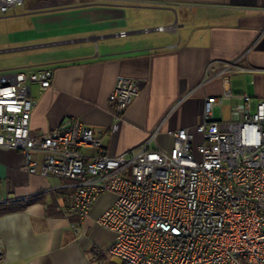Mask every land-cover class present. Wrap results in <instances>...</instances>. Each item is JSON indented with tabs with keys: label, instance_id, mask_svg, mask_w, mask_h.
<instances>
[{
	"label": "crops",
	"instance_id": "obj_1",
	"mask_svg": "<svg viewBox=\"0 0 264 264\" xmlns=\"http://www.w3.org/2000/svg\"><path fill=\"white\" fill-rule=\"evenodd\" d=\"M18 8L8 16L9 37L29 55L16 71H52L48 88L31 85V134L79 119L103 130L101 145L116 156L159 127L150 146L169 151L171 131L196 125L206 96L230 89L214 109L222 119L242 104L243 94L251 97L252 111L264 100V0H24ZM242 54L240 69L223 72L180 100L202 81L207 65L211 75ZM118 75L140 80L122 119L107 107ZM80 151L94 155L97 148ZM23 164L21 150L0 147L4 262L123 264L106 250L114 234L96 222L115 195L97 198L76 235L72 181L42 175L40 168L29 173Z\"/></svg>",
	"mask_w": 264,
	"mask_h": 264
},
{
	"label": "built area",
	"instance_id": "obj_2",
	"mask_svg": "<svg viewBox=\"0 0 264 264\" xmlns=\"http://www.w3.org/2000/svg\"><path fill=\"white\" fill-rule=\"evenodd\" d=\"M23 3L0 0V14L14 13ZM243 55L211 75L207 65L202 81L180 100L223 72L240 69ZM51 80L49 68L0 75V147L21 150L29 173L40 168L42 175L72 181L76 235L97 198L111 192L115 199L96 222L114 234L106 250L123 264H264V100L252 111L251 97L243 94L228 119L215 118V107L231 94L223 87L220 95L204 98L196 125L171 131L169 151L150 146L157 127L136 148L112 156L101 145L103 130L79 119L30 133L31 85L43 90ZM139 89L138 78L116 77L107 100L114 118H123ZM87 146L97 153H82ZM0 264H6L1 251Z\"/></svg>",
	"mask_w": 264,
	"mask_h": 264
},
{
	"label": "rangeland",
	"instance_id": "obj_3",
	"mask_svg": "<svg viewBox=\"0 0 264 264\" xmlns=\"http://www.w3.org/2000/svg\"><path fill=\"white\" fill-rule=\"evenodd\" d=\"M11 14L13 13L0 14V75L15 72L29 55L28 50L20 49V43L12 42L9 37L13 29L8 17ZM214 117L216 118L217 114H214Z\"/></svg>",
	"mask_w": 264,
	"mask_h": 264
}]
</instances>
